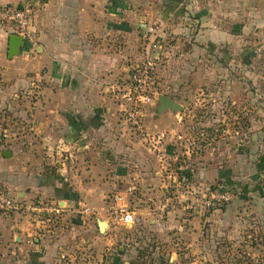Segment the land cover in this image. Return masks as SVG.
<instances>
[{
	"label": "crops",
	"instance_id": "obj_1",
	"mask_svg": "<svg viewBox=\"0 0 264 264\" xmlns=\"http://www.w3.org/2000/svg\"><path fill=\"white\" fill-rule=\"evenodd\" d=\"M28 1L37 6L34 43L23 40L9 59V36L0 32V114L19 118L12 124L22 132L0 149V185L25 207L57 204L61 214L43 224L24 210L0 211V264H109L104 252L112 239L100 237L98 223L110 219L113 193L138 216L131 227L169 245L213 236L233 218L259 213L264 220V195L254 184L264 178V143L256 145L254 133L246 144L240 139V78L233 73L246 64L243 52L264 50V0L0 4ZM160 23L169 35L154 68L156 88L182 111L159 112L156 98L146 106L145 131L162 136L148 143L118 124L115 87L127 80L130 59H144L147 28ZM198 58L215 76L185 71ZM242 97L255 102V95ZM225 186L244 189L227 205L198 215L186 210L189 200Z\"/></svg>",
	"mask_w": 264,
	"mask_h": 264
},
{
	"label": "rangeland",
	"instance_id": "obj_2",
	"mask_svg": "<svg viewBox=\"0 0 264 264\" xmlns=\"http://www.w3.org/2000/svg\"><path fill=\"white\" fill-rule=\"evenodd\" d=\"M144 40L146 52L149 42L146 38ZM145 52L143 51V53ZM179 55V53L176 54L174 59H177ZM253 56L247 57V54L243 52L239 59L246 64L241 63L240 67L235 68L233 73L234 76L240 78V139L246 144L248 137L254 133L256 145H262L264 143V50L259 49ZM200 59L202 58L196 60L197 65L194 69L192 68L193 70L187 69L185 71L188 74L190 73V75L197 72L201 78L206 76L205 71H209L208 76H215L217 73L216 69L211 68L207 70L202 61L200 64ZM131 60L130 66H128L126 71L127 76L130 74L132 67L139 63V61L131 62ZM247 61H250V66L247 64ZM117 87L118 85L115 87V90ZM199 89V83H197V85L193 86L192 91L199 94ZM188 91H190L189 88L182 90V92ZM247 94L255 95L254 103L244 101L242 96ZM195 103L198 104L199 102ZM9 120L7 123L0 122V133L3 129H7L9 132L6 130V140L8 141L10 134H16L14 138H20L19 134H22L21 130H19L20 128L13 127L12 124L13 121L20 119L10 118ZM118 124L120 125L119 120ZM12 127L15 131L10 132L12 131ZM6 147L7 145H4V148ZM260 149L262 150V148L257 149L258 152ZM254 184L257 191L261 192V195H264V178L255 180ZM224 188L234 193V199L240 197V193L244 189H233L229 186H225ZM257 214L245 215L238 220L233 218V222L229 221L228 224H225L224 221L223 225H221V230L214 232L213 236H190L184 241H177V239L172 238L175 242L171 243L172 245L163 242L161 239L153 241L150 235L144 233L138 226L131 227L112 223L111 217L110 219L108 217L109 222L105 220L106 218H99V221L110 224L112 229L110 232L106 227L105 231L107 230V234L100 233L99 235L103 239L111 236L112 243L110 249L104 252L109 264H264V220L261 217H257ZM146 239L150 240V242ZM203 241H206V243L201 244ZM144 243L148 245L145 246ZM189 244L191 246H188ZM101 251H103V247ZM81 252L82 250H76L74 253L78 257L79 254H84Z\"/></svg>",
	"mask_w": 264,
	"mask_h": 264
},
{
	"label": "built area",
	"instance_id": "obj_3",
	"mask_svg": "<svg viewBox=\"0 0 264 264\" xmlns=\"http://www.w3.org/2000/svg\"><path fill=\"white\" fill-rule=\"evenodd\" d=\"M36 4L28 1L20 5H1L0 4V32L6 35H15L23 40L34 43L33 20L36 14ZM167 25L164 23L153 24L147 28L146 39L149 42L148 49L144 54V59L132 67L127 80L119 84L115 90L118 101L119 122L122 130H129L144 140L145 142L155 143L162 138L147 134L143 126V110L150 105L156 98L157 88L154 75V68L160 62L163 53V44L168 38ZM6 133V131H5ZM127 192H131L128 189ZM235 195L232 191L225 188L208 190L201 197V201L189 200L186 207L192 215H198L203 209L219 207L229 204ZM121 195L113 193L111 204L108 211L112 223L123 226H134L139 222L135 211L129 205L123 204ZM26 211L31 214L35 222L43 224H55L61 214L59 205L38 204L23 206L15 198L11 197L8 190L0 185V211L5 214ZM85 254H81L80 262H84Z\"/></svg>",
	"mask_w": 264,
	"mask_h": 264
},
{
	"label": "water",
	"instance_id": "obj_4",
	"mask_svg": "<svg viewBox=\"0 0 264 264\" xmlns=\"http://www.w3.org/2000/svg\"><path fill=\"white\" fill-rule=\"evenodd\" d=\"M22 42H23V39L19 36H15V35L9 36V40H8V58L9 59H12L14 56L17 55L18 48L22 44ZM156 100L158 104L157 111L159 112H163L167 110L179 111V112L182 111V107L177 102L166 97L165 95L157 94ZM1 155L3 157H9L10 152L8 150H5L1 153ZM98 226H99V232L104 233L105 228L107 227V223L99 221Z\"/></svg>",
	"mask_w": 264,
	"mask_h": 264
},
{
	"label": "trees",
	"instance_id": "obj_5",
	"mask_svg": "<svg viewBox=\"0 0 264 264\" xmlns=\"http://www.w3.org/2000/svg\"><path fill=\"white\" fill-rule=\"evenodd\" d=\"M8 121H10L9 120V115L7 114V113H1L0 114V122H2V123H7ZM7 126V125H6ZM7 129H3L2 130V135H0V147H4V145H7V143H5L6 142V133L8 132V130H7V132L5 133V131H6ZM0 133V134H1ZM3 139V140H2ZM2 145V146H1Z\"/></svg>",
	"mask_w": 264,
	"mask_h": 264
}]
</instances>
